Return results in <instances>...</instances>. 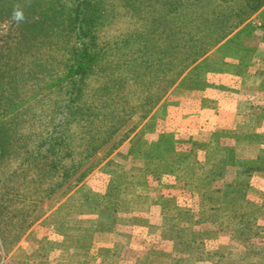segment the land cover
Wrapping results in <instances>:
<instances>
[{
  "label": "rangeland",
  "instance_id": "374dc122",
  "mask_svg": "<svg viewBox=\"0 0 264 264\" xmlns=\"http://www.w3.org/2000/svg\"><path fill=\"white\" fill-rule=\"evenodd\" d=\"M101 1L82 98L93 94L100 105V88L113 80L109 90L120 89L133 110L163 80L175 83L145 119L134 110L67 190L77 174L63 182L65 164L76 158L62 157L60 142L47 147L45 136L61 129L66 110L69 79L54 83L66 71L64 48L85 40L45 31L30 41L39 15L17 23L0 4V264H264V87L254 108L248 93L264 71V5L208 43L196 40L229 24H213L209 4ZM236 69L245 75L238 106L220 91L221 74ZM114 110L113 119L96 118L102 130L122 123Z\"/></svg>",
  "mask_w": 264,
  "mask_h": 264
},
{
  "label": "trees",
  "instance_id": "16d2710c",
  "mask_svg": "<svg viewBox=\"0 0 264 264\" xmlns=\"http://www.w3.org/2000/svg\"><path fill=\"white\" fill-rule=\"evenodd\" d=\"M212 1L214 0H193L196 6L202 3L211 5L213 8L210 9L214 15L213 24H216L221 29L229 23L228 27L225 30H221L222 33L216 35V37L206 34L202 37V40H196L197 42L206 41L208 43H215L221 41L229 33V28L232 30L237 28L262 5H264V0H225V3L222 2L223 6H220V4L217 6L214 2L211 3ZM0 4L3 6L7 5L4 10L6 13L9 11L12 13L14 7L19 6L23 9L25 14H29L31 11V13L39 15V20L43 26L37 30L31 28L30 31L32 34L28 38L30 41H35L34 39L39 36L38 34L41 36L45 31L48 32L44 35L53 32L56 36V34L63 33L65 36H68L69 40H73V42L81 39L85 40L80 41L79 43H73L64 48L66 49V52L70 54V57L65 59L68 61V63L65 64L66 71L63 72L62 76L56 77L57 79L54 83H61L60 81L65 78L69 79L65 86V92L68 95L66 110L65 113H63V120H60V122L55 125V127H61V129L55 130L52 128L51 131L47 133V136H45L47 139H45V142H48L47 147L53 149L52 147L60 142L63 146L58 150H61L62 157L65 156L64 158H68L74 156L73 158H76V163L73 159L65 164V180L63 179V182L71 179L74 174H77L72 182L67 185L68 190L71 186L79 183L83 177L89 174L94 167L97 166L95 161L90 162L91 159L104 143L108 142L111 137L113 139V135L118 133L120 129H124L123 124L134 117L133 111L136 109L141 110V113L139 114L140 120L145 119L151 108H153L155 104L165 96L168 88L175 83L176 78L163 80L165 87H162L159 91L147 93V96H144L143 100L139 103L140 107L133 110L132 106L128 104L127 99L129 97L122 94L120 89L113 92L109 90L107 83L113 82V80H109L105 83V86L100 88L101 98L103 95L105 96L100 105V101L93 94L86 96V98L83 99L82 90L88 85L86 79L94 72L95 62L97 61L96 58H94L97 54V51L94 49L95 39L97 38L94 34V30L97 28L96 24L102 19V14L105 10L102 1L71 0L69 7L66 6V4H60L55 0H49L48 2L47 0H0ZM52 28L54 30H52ZM163 32L165 33V30ZM210 39H214V41L210 42ZM208 50L209 49L207 48L197 52L194 55L192 62L198 60L200 56L206 54ZM35 62L39 63L37 61ZM41 64L42 63H40V65ZM151 66H153V63H150L147 67ZM34 69L35 71L39 70L36 68ZM163 69L167 70V67ZM42 70H45L44 66H42ZM52 71H54V69H52ZM152 73L156 72L154 71ZM179 74L180 73L177 75ZM149 75H151V73ZM163 77L165 76H162L161 79ZM157 80L158 78H154L151 79L150 82L155 83ZM116 82L120 84L121 80H116ZM125 82L126 81H123L122 83ZM1 88L2 86L0 85V89ZM0 94H2V92ZM110 94L114 95L111 97ZM151 97H153L152 100ZM90 98L92 99L90 100ZM117 107H120V109L123 110V112L119 114L120 116H118V118L121 116L125 117L120 120L122 123H120L118 127H115V124L109 122L110 127L114 128L102 130L104 123L97 122L96 118H115V115L112 114ZM96 109L97 111L95 112ZM126 131H123L124 133H122V135L125 136ZM58 132L60 134H56L57 136L53 135V133ZM122 138L123 137H116V139ZM73 140H77V142L75 144L71 143ZM47 147L44 149L45 152L47 151ZM87 164L88 166H86ZM254 168L260 169V166L255 165ZM72 183L73 185H71ZM52 190L53 188H50L51 192Z\"/></svg>",
  "mask_w": 264,
  "mask_h": 264
},
{
  "label": "crops",
  "instance_id": "0c3cea01",
  "mask_svg": "<svg viewBox=\"0 0 264 264\" xmlns=\"http://www.w3.org/2000/svg\"><path fill=\"white\" fill-rule=\"evenodd\" d=\"M234 59H236V57ZM261 60H264V58H262ZM262 65H264V63H262ZM239 68L243 69V66H242L241 63L239 64ZM246 69L247 68H244L243 70L246 71ZM238 70L239 69H236L233 72H225V73L221 74L222 76H221V80H220V82L222 84L221 85L222 88L220 89V91L224 92L225 94L234 95L235 96V100H233V102H231L230 104L231 105H235V106H238L239 105L238 103H241L240 102V100H241L240 96H242V93L244 92V90L242 89V83H241L242 80H243L242 79L243 77H241V76H243L244 73H241V75H238V72H237ZM258 77L260 78L258 84L259 83H261V84H259L257 89L253 88L252 92H248V93H252L251 94L252 98H249L250 99L249 104L251 105L250 108L251 107L252 108L256 107V105H253L256 99H260V100L263 99V96H257V94H261V92H263V91H261L262 87H264V71H263V68L259 72ZM257 97H260V98H257ZM244 101H246V99H244L243 102ZM118 150H120V149H118ZM103 211H104V209L102 210V212ZM115 222H116V220L113 221V227L114 228H116ZM121 223H125V222H121ZM205 237H204V242H205ZM204 262H206V261H204Z\"/></svg>",
  "mask_w": 264,
  "mask_h": 264
},
{
  "label": "clouds",
  "instance_id": "9594fccd",
  "mask_svg": "<svg viewBox=\"0 0 264 264\" xmlns=\"http://www.w3.org/2000/svg\"><path fill=\"white\" fill-rule=\"evenodd\" d=\"M12 19L17 23L22 22L25 19L23 9L20 8L19 6L14 7L12 13Z\"/></svg>",
  "mask_w": 264,
  "mask_h": 264
}]
</instances>
